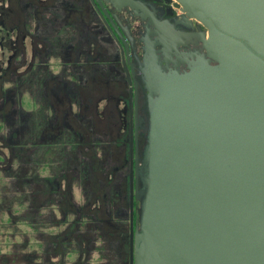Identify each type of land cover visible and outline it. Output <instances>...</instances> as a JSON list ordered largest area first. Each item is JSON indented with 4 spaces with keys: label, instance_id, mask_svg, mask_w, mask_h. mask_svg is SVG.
<instances>
[{
    "label": "flooded vegetation",
    "instance_id": "1",
    "mask_svg": "<svg viewBox=\"0 0 264 264\" xmlns=\"http://www.w3.org/2000/svg\"><path fill=\"white\" fill-rule=\"evenodd\" d=\"M175 1L0 0V207L17 206L11 221L24 212L37 231L64 224L38 233L49 262L57 250L77 251L74 264H135L145 52L155 44L163 71L183 72L200 49L190 36L203 28Z\"/></svg>",
    "mask_w": 264,
    "mask_h": 264
},
{
    "label": "water",
    "instance_id": "2",
    "mask_svg": "<svg viewBox=\"0 0 264 264\" xmlns=\"http://www.w3.org/2000/svg\"><path fill=\"white\" fill-rule=\"evenodd\" d=\"M175 2L203 28L190 36L200 49L183 72H164L155 44L145 52L135 264H264V0Z\"/></svg>",
    "mask_w": 264,
    "mask_h": 264
},
{
    "label": "rangeland",
    "instance_id": "3",
    "mask_svg": "<svg viewBox=\"0 0 264 264\" xmlns=\"http://www.w3.org/2000/svg\"><path fill=\"white\" fill-rule=\"evenodd\" d=\"M7 202L8 204H10L11 201ZM13 204L17 205L16 202H13ZM7 208L10 207H0V253H5V264H28L29 260L30 264H74L75 261H78L80 256L77 251H69L68 253L59 255L56 254L58 253V251L56 250L52 254L50 262L46 259L44 250L46 243L43 240L39 239L38 233L40 232V229L47 230L51 233L52 231L60 233L62 231V228L64 227V224L54 225L56 229H51L50 226L42 224L41 226H39V230L37 231L39 224L30 223L31 218L29 219L27 214L23 212L20 235H16L15 238L7 236L3 231V226L5 224H10V222H12L11 220H13L12 215L6 212ZM17 208V206H13L10 208V210H12L13 212L19 211V208ZM21 211H23V209ZM61 246L62 245H58L56 246V248L61 249ZM13 249L14 252L11 253ZM94 256V259L99 258L98 253H95Z\"/></svg>",
    "mask_w": 264,
    "mask_h": 264
},
{
    "label": "trees",
    "instance_id": "4",
    "mask_svg": "<svg viewBox=\"0 0 264 264\" xmlns=\"http://www.w3.org/2000/svg\"><path fill=\"white\" fill-rule=\"evenodd\" d=\"M20 226L21 225H19L17 223L10 222V224H5L3 226V231L6 233L7 236H11V237L15 238L16 235L19 236L21 233V227ZM25 247H27V246H25ZM12 252H14V249H13V251H11V253ZM28 256H29V254H28ZM4 258H5V253L1 252L0 253V264H5ZM29 258H30V256H29ZM28 264H30V260H29Z\"/></svg>",
    "mask_w": 264,
    "mask_h": 264
}]
</instances>
